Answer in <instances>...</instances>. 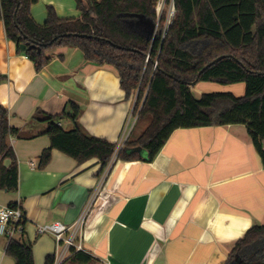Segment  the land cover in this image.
Instances as JSON below:
<instances>
[{"label": "crops", "instance_id": "0c3cea01", "mask_svg": "<svg viewBox=\"0 0 264 264\" xmlns=\"http://www.w3.org/2000/svg\"><path fill=\"white\" fill-rule=\"evenodd\" d=\"M47 7L61 19L81 16L75 0H39L31 9L39 24ZM0 76V104L17 132L9 145L19 167V189L0 190V206L19 203L35 264H46L56 241L38 235L37 227L74 224L104 171L96 159L79 164L59 150L40 169L51 139L49 123L37 112L67 114L58 125L71 131L75 125L68 113L74 103L87 135L117 144L128 123L132 126L135 97H126L114 67L88 63L78 49H57L37 72L7 39L1 20ZM138 123L130 141L146 129L137 130ZM137 152L140 161H115L87 216L83 239L84 252L94 258L90 264H225L236 242L252 226L264 225V166L246 126L177 130L152 163L145 161L144 150ZM7 245L0 234V264H16Z\"/></svg>", "mask_w": 264, "mask_h": 264}, {"label": "trees", "instance_id": "16d2710c", "mask_svg": "<svg viewBox=\"0 0 264 264\" xmlns=\"http://www.w3.org/2000/svg\"><path fill=\"white\" fill-rule=\"evenodd\" d=\"M159 1L75 0L80 18L61 19L53 7H47V18L39 24L31 13L39 0H0L7 39L34 63L37 72L51 63L57 49H78L88 63L118 71L126 97H135L138 120L149 121L138 139L127 141L116 152L117 144L83 131L76 104H70L68 113L75 125L71 131L58 125L67 114L54 117L38 111L36 116L49 123L51 139V147L40 157V169L49 165L53 150L79 164L96 159L102 171L115 155L117 161H140L138 149L152 163L177 130L231 125L247 127L264 166V0H165L159 31L147 37L133 23L136 15L157 22ZM171 5L175 13L163 37ZM22 45L33 48L22 51ZM203 82L244 83L245 95L212 93L197 98L192 89ZM16 134L8 111L0 104V190L8 193L19 189L18 160L9 145V138ZM25 225L26 220L20 235L8 239L6 254L16 264H35ZM68 261L90 264L94 258L77 252ZM54 263V256L46 259V264ZM225 264H264V225L252 226L236 242Z\"/></svg>", "mask_w": 264, "mask_h": 264}, {"label": "built area", "instance_id": "2783aa9c", "mask_svg": "<svg viewBox=\"0 0 264 264\" xmlns=\"http://www.w3.org/2000/svg\"><path fill=\"white\" fill-rule=\"evenodd\" d=\"M166 11L165 0H160L156 7V15H157V32L159 31V22L163 13ZM175 9L173 5L168 9L167 20L164 26L163 37L170 24L172 23L174 17ZM138 116L135 112V109L131 112L129 121L132 122V126H126L125 132L123 133L121 139L117 143L116 152L122 150L125 146V143L129 141V136L131 130L138 122ZM117 160V156L115 155L110 162V164L105 168L101 181L98 187L93 191L82 215L78 218V220L72 225H65L63 223L56 222L52 225H42L37 227V234L42 235H50L53 236L56 241V252H55V263L54 264H65L66 261L77 252H84V239H83V230L85 226V222L87 216L93 207L94 201L99 193L100 187L110 172L113 164ZM32 166H35L32 164ZM25 221V213L22 207L18 204L16 206H0V234L5 235L8 239L10 237L15 236L16 234L20 235L21 230L23 228L22 223Z\"/></svg>", "mask_w": 264, "mask_h": 264}, {"label": "rangeland", "instance_id": "374dc122", "mask_svg": "<svg viewBox=\"0 0 264 264\" xmlns=\"http://www.w3.org/2000/svg\"><path fill=\"white\" fill-rule=\"evenodd\" d=\"M241 89H243V93L239 94V91H241ZM192 91L194 96L197 98H200L203 94H212V93H232L238 97H242L245 95V84L241 83L236 85L224 86L217 83L203 82L193 87ZM148 125H149V121L143 122L140 120L138 123L137 130L141 129V127L145 128Z\"/></svg>", "mask_w": 264, "mask_h": 264}, {"label": "water", "instance_id": "95a60500", "mask_svg": "<svg viewBox=\"0 0 264 264\" xmlns=\"http://www.w3.org/2000/svg\"><path fill=\"white\" fill-rule=\"evenodd\" d=\"M137 20L133 25L140 29V31L147 37H154L157 29L158 22L146 19L142 15H136ZM27 48L31 49L28 45H22L21 50L26 51Z\"/></svg>", "mask_w": 264, "mask_h": 264}]
</instances>
